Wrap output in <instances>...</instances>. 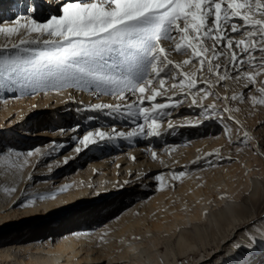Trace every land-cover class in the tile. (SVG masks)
Returning a JSON list of instances; mask_svg holds the SVG:
<instances>
[{
    "label": "bare ground",
    "instance_id": "bare-ground-1",
    "mask_svg": "<svg viewBox=\"0 0 264 264\" xmlns=\"http://www.w3.org/2000/svg\"><path fill=\"white\" fill-rule=\"evenodd\" d=\"M9 1L0 6V27H16L18 34L0 33V56L35 57L50 50L53 45L37 40L38 33L19 26L33 20L46 23L52 16H61L65 4L76 2H58L52 8L42 1L37 13L31 14L13 10ZM173 34L179 42V35ZM229 34L234 40L242 38ZM21 39L31 42L20 45ZM170 43L161 41L166 48ZM233 50L239 52L235 46ZM112 55L108 63H118L116 54ZM169 58L182 63L189 57L170 52ZM226 60L224 56L217 62ZM198 66L197 61L180 71ZM243 70L253 69L245 65ZM228 71L230 76L237 74L231 68ZM199 75L209 83H199L198 88L213 94L204 96L193 89L192 94L180 96L185 101L176 112L150 113L151 118L165 119L157 122L159 136H148L151 119L146 122L144 116L139 117V108L151 107L153 102L129 107L138 101L139 93L126 90L121 98L108 86L97 88L88 80L61 85L46 78L38 83L39 88H32L23 84L22 75L2 78L18 89L10 97L0 96V264H185L181 260L187 264H243L244 260V264H264V189L259 179L264 169V140L257 137L258 144L248 149L243 144L229 146L230 141L240 142V138L232 140L233 136L242 137L245 130L252 136L260 119L242 114V121L233 111L224 112L230 108L224 99L222 109L216 106L213 112L207 105L226 95L230 79L221 84L207 71ZM172 83L165 84L164 96L155 103L170 105L176 99L179 89H172ZM244 83L234 81L233 91L238 93ZM95 104L119 107L96 110L91 107ZM85 113L98 118L82 121ZM175 115L184 116L175 120ZM75 118L80 121L69 130ZM207 119L210 122L205 123ZM217 120L222 128L217 129ZM139 121L145 130L136 127ZM175 121L182 123L176 126ZM169 123L175 127L169 128ZM209 125L217 130L210 133ZM98 131L112 139H101L95 135ZM133 131L139 135L129 139L119 135ZM89 132L97 143L85 151L81 140ZM9 139L18 143L5 141ZM81 152L87 159L79 160ZM202 163L212 166L193 170ZM244 193L245 207L240 203Z\"/></svg>",
    "mask_w": 264,
    "mask_h": 264
},
{
    "label": "snow or ice",
    "instance_id": "snow-or-ice-1",
    "mask_svg": "<svg viewBox=\"0 0 264 264\" xmlns=\"http://www.w3.org/2000/svg\"><path fill=\"white\" fill-rule=\"evenodd\" d=\"M62 11L61 16H52L46 23L39 24L33 20L30 25L19 26L38 33L36 39L44 44L53 45L50 50L40 51L27 62L31 71L40 77L41 82L46 78L56 79L63 85L69 80H88L95 83L97 88L108 86L121 98L126 90L139 93L138 101L129 107L137 102H153L151 107L138 110L146 122L151 119L148 136L161 135L157 120L149 114L155 115L157 110L170 106L155 103L157 97L164 96V86L168 81L174 82L172 89H179L178 93H174L176 104L180 103L179 95L192 94L193 89L204 92V96L213 94L198 88L199 83H209L199 75L204 71L209 76H215L216 83L243 79L245 89L259 83L256 91L264 94V80L258 81V77L264 75V0H76L65 4ZM0 33L18 34V28L0 27ZM173 33L179 35V42ZM229 33L240 34L242 38L234 40ZM162 40L171 43L166 48L161 44ZM30 42L21 39L19 43ZM234 46L239 52L233 50ZM170 52L189 58L182 63L174 62L169 58ZM114 53L119 62L109 64ZM224 56L227 57L225 63L217 62ZM197 61L199 66L194 70L180 71L183 66ZM113 65L120 69L118 73L113 71ZM245 65L253 70L244 71ZM229 68L237 74L230 76ZM221 70L223 74H220ZM220 98L242 101L245 93L241 91ZM165 99L171 100L172 97ZM251 100L254 104L264 105V96L258 98L253 95ZM196 104V99H193L192 105ZM91 107L99 110L119 106L95 104ZM207 107L216 111L215 104ZM223 111L233 109L226 107ZM229 119L234 117L230 116ZM139 127L143 130L144 125ZM168 127L172 128L173 125L169 123ZM93 135L89 132L81 143L85 147L97 143L91 139ZM95 135L101 139H112L103 131ZM119 135L131 137L139 133L133 131ZM240 142L248 144L247 133ZM76 151L81 149L77 148ZM152 155L155 158L156 154ZM179 175L183 176L184 173Z\"/></svg>",
    "mask_w": 264,
    "mask_h": 264
},
{
    "label": "rangeland",
    "instance_id": "rangeland-1",
    "mask_svg": "<svg viewBox=\"0 0 264 264\" xmlns=\"http://www.w3.org/2000/svg\"><path fill=\"white\" fill-rule=\"evenodd\" d=\"M1 55V54H0ZM16 55V56H15ZM32 58H34L33 56H30V55H20V54H14V53H7V54H4L3 56H0V96H6V97H10L11 96V91L12 90H17L16 88H14V87H16V86H12V84L10 83V82H8V80H5V79H2V78H5L6 76H9V78H15L16 76L18 77V76H23V84H25V85H29V86H31L32 88H39L38 86H39V84L38 83H40L41 82V79H40V77L38 76V75H36L35 73H33L32 71H31V68H30V65L27 63V62H29V61H31V60H33ZM109 64H111V63H109ZM5 69H7V70H5ZM25 69H28V71L26 72L25 71ZM113 69H114V65H113ZM11 70V71H10ZM9 72V73H8ZM16 74H19V75H16ZM35 74V75H34ZM27 75V76H26ZM3 76V77H2ZM26 76V77H25ZM264 75H261L260 77H258V81L259 80H264V77H263ZM37 77H39L38 79H37ZM243 79H241V81H242ZM234 81H236V80H233V79H230L229 80V82H228V84L226 85V87H227V90H226V95L225 96H228V97H230L232 94H234L235 92L233 91L234 90V88H233V85H231L232 83H234ZM244 82H245V80H243ZM1 83H2V85H1ZM5 83V84H4ZM245 84V83H244ZM260 85H259V83H257V85L256 86H254V87H250L249 89H245L244 88V85L237 91L238 93H236V94H239L241 91H244V93H245V99L244 100H242V101H240V100H231V99H228L227 100V103H228V106L230 107V109H233V112L236 114V116L240 119V120H242L243 121V115L242 114H244L245 116L246 115H248V114H251V119L252 120H254V119H260V121L259 122H257V124L253 127V129H252V136H248L247 135V140H248V144H243V145H241L242 143L241 142H238L237 141V143H232V141H230L229 142V146H234V144H237V145H241V147L242 148H245V149H248V148H251V147H253V145H257L258 144V139H257V137L258 138H261L260 140L261 141H263L264 140V105H259V104H254L253 103V101L251 100V97L253 96V95H255V96H257L258 98H260V97H262V96H264V94H261V93H259V92H257L256 91V88H258ZM13 87V88H12ZM41 87V86H40ZM10 89V90H9ZM9 90V91H8ZM187 91V90H186ZM197 92H198V90H196ZM203 94H204V92H203ZM180 96L181 95H179V101H180V103L179 104H176V99H177V97H176V99L170 104V106L168 107V108H165L164 109V111H169V112H176L179 108H181L182 106H183V102L185 101L184 99H181L180 98ZM183 98H184V96H183ZM221 101H223L222 99H218V100H214V103H215V106H217V107H221V109H222V106H220V103H221ZM162 102H164V101H158L157 103H162ZM214 103H212V104H214ZM218 104H219V106H218ZM172 105H175V106H172ZM211 105V104H210ZM143 106H148V105H143ZM235 109H239V111H235ZM71 113H72V111H71ZM73 114H75V113H73ZM55 115V114H54ZM54 115H53V118H54ZM185 115V114H184ZM184 115H178V116H173L172 118L173 119H180V118H182ZM84 116V117H83ZM83 116H81L80 117V119L83 121L84 119L85 120H87V118H89L90 116H91V118H98L97 117V115L95 114V113H85V115H83ZM136 117H138V115L136 116ZM140 118L142 117L143 118V116L141 115V116H139ZM186 117V116H185ZM190 117V116H189ZM259 117V118H258ZM30 119V118H29ZM130 119V118H129ZM156 119V118H155ZM31 120H32V117H31ZM30 120V121H31ZM157 120V122H162V121H164L165 119L162 117V118H160V119H156ZM78 121H80L78 118H75L73 121L71 120V126L69 125V130H71V129H73L74 128V125L73 124H75L76 122H78ZM206 121H209L210 122V119L208 120H205L204 122L206 123ZM18 122H21V120H18ZM175 122H177L176 124H179V125H176V126H180V123H182V122H180V121H175ZM203 123V122H202ZM80 125H82V123L80 122L79 123ZM139 125L137 126L136 125V127H139L140 126V121H139V123H138ZM217 124H218V128L217 129H219V128H222V122L221 121H219V120H217ZM109 125H111V124H108V125H106L105 127H107V126H109ZM183 125H184V123H183ZM104 126V125H103ZM216 126V125H215ZM73 127V128H72ZM148 127V126H147ZM173 127H175V126H173ZM209 128H211V131H210V133H213L214 131H216L217 129L215 128V129H213L212 130V126H208ZM144 128H146V126H144ZM143 128V129H144ZM20 129H24L23 128V126H21L20 127ZM174 129V128H173ZM247 129H248V127H247ZM145 130V129H144ZM243 133H247V134H249L250 133V131H247V130H245V132H243ZM255 134V138H254V134ZM18 135L20 136V134H17V136H16V134H14L13 136H15V137H18ZM251 135V134H250ZM81 136H82V134H81ZM94 137V136H93ZM7 138H9V136L7 137ZM130 137H127L126 135H125V137H124V139H129ZM185 138V137H184ZM243 139L244 138V136H233V139L232 140H234V139ZM81 139V138H80ZM15 140V139H14ZM13 139H9V140H5V141H14ZM16 141V140H15ZM29 141H30V139H29ZM17 143H18V141H16ZM260 142V141H259ZM6 142H3V144H5ZM109 144V143H108ZM263 144V149H264V143H262ZM261 144V145H262ZM88 148L89 147H87L86 149H85V151H87L88 150ZM84 151V152H85ZM105 152H106V150H104ZM84 152H81L80 154H81V157L79 158V160L80 161H83V160H85V159H87L85 156H83V153ZM262 154H264L263 152H262ZM264 157V156H263ZM74 160H76L77 161V159L75 158ZM80 163V162H79ZM68 164V163H67ZM76 165V164H75ZM73 165H71V166H69V167H72ZM212 166V164H210V163H202V164H198V165H196L195 166V168H193V170L194 169H204V168H208V167H211ZM67 168H63V170H61V171H65ZM192 171V170H191ZM259 179H260V182L262 183V186H263V189H264V169H263V175H260L259 176ZM247 197H246V193H244L242 196H241V198H240V203L241 204H243L244 205V207L245 206H247L248 204H247ZM259 207V206H258ZM258 207H257V211H259L260 209H258ZM101 214L102 213H104V210H101V212H100ZM262 244H264V243H262ZM162 249V251H164V248H161ZM195 255H191V257H194ZM196 257H198V258H200V256H198V255H196ZM190 259V258H189ZM246 261L247 260H244V262H243V264L244 263H246ZM180 262H185V264H187L186 263V261H183V260H181Z\"/></svg>",
    "mask_w": 264,
    "mask_h": 264
}]
</instances>
